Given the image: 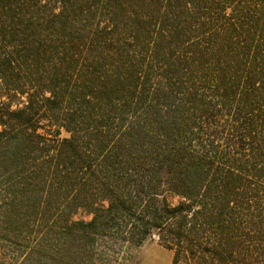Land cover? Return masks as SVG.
Segmentation results:
<instances>
[{
	"label": "trees",
	"instance_id": "1",
	"mask_svg": "<svg viewBox=\"0 0 264 264\" xmlns=\"http://www.w3.org/2000/svg\"><path fill=\"white\" fill-rule=\"evenodd\" d=\"M154 232L264 264V0H0V260Z\"/></svg>",
	"mask_w": 264,
	"mask_h": 264
},
{
	"label": "rangeland",
	"instance_id": "2",
	"mask_svg": "<svg viewBox=\"0 0 264 264\" xmlns=\"http://www.w3.org/2000/svg\"><path fill=\"white\" fill-rule=\"evenodd\" d=\"M169 200L176 203L177 198ZM91 216L87 210L79 208L72 215V220L88 221ZM96 244L94 252L96 264H170L172 259V251L160 244L156 232L139 246H132L117 238L109 237L99 238Z\"/></svg>",
	"mask_w": 264,
	"mask_h": 264
}]
</instances>
